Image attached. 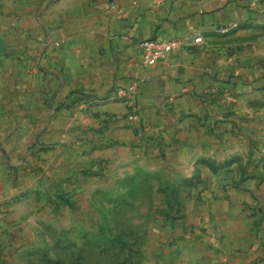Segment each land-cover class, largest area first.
Listing matches in <instances>:
<instances>
[{
	"label": "crops",
	"instance_id": "obj_1",
	"mask_svg": "<svg viewBox=\"0 0 264 264\" xmlns=\"http://www.w3.org/2000/svg\"><path fill=\"white\" fill-rule=\"evenodd\" d=\"M152 36L188 42L145 63ZM130 84L132 105L110 96ZM260 105L264 0H0V238L48 195L77 208L120 169L130 201L149 186L138 264H264L257 177L242 159L209 167L258 146L241 117Z\"/></svg>",
	"mask_w": 264,
	"mask_h": 264
},
{
	"label": "rangeland",
	"instance_id": "obj_2",
	"mask_svg": "<svg viewBox=\"0 0 264 264\" xmlns=\"http://www.w3.org/2000/svg\"><path fill=\"white\" fill-rule=\"evenodd\" d=\"M257 109L256 118L243 116L241 120L251 119L255 122V125L262 128V134H259V138L256 139L258 146L252 145V149L246 150L234 149L230 146L224 154H220V160L212 159L209 167L214 169V167L221 166L222 168L225 167V165H222L224 163L242 159L239 169L243 174L248 173L256 176L259 189L264 190L263 173L257 168L256 163L253 164L254 159L264 155V148H259V143L264 145V105H260ZM230 121L233 129L235 123L232 120ZM154 145L158 155H161L163 151L162 142ZM254 147L256 148L254 149ZM251 157L253 162L250 161ZM146 173L140 171V174ZM103 175V182L99 184L100 190L97 195L92 194L91 198V193H86L85 196L78 195L77 208L59 206L60 201L57 195L60 193L56 192L39 201L37 204L39 210L28 216L30 222L6 230L9 234L5 238H0V264H72L70 258L73 256L72 252L77 251L79 246L91 239V236L87 235V231L98 233L101 237L114 236L120 232L114 223L119 227L133 228L139 236H143L142 226L148 218L147 208L149 206V198L145 189L149 186H140V189L145 192L140 191L141 197L139 196L138 199L130 201L123 192V190L126 191L124 188L126 187L125 183L119 182L120 169L102 172ZM163 175V173H159L158 178L161 179ZM193 176L196 183L198 175L195 173ZM180 184L177 180L170 186L162 180L160 182L163 191L165 189L167 193L172 192V194L177 187L179 188ZM91 187H93V184H91ZM162 196L160 192L154 196L159 204L163 202L164 198ZM170 197V195L167 196V201L170 200ZM126 200H129L128 204L123 203ZM114 206H116V211L123 212L110 213V209ZM174 206L175 202H172L171 207ZM123 236L127 238L126 235L123 234ZM72 240L75 241L76 246L73 244L74 246L68 247V250L64 248L65 243ZM86 248L89 250L84 251L85 260H81L79 264H107L116 254V251L113 250L101 252L98 247L87 246Z\"/></svg>",
	"mask_w": 264,
	"mask_h": 264
},
{
	"label": "trees",
	"instance_id": "obj_3",
	"mask_svg": "<svg viewBox=\"0 0 264 264\" xmlns=\"http://www.w3.org/2000/svg\"><path fill=\"white\" fill-rule=\"evenodd\" d=\"M57 198H59L60 202L70 204V201L61 194L57 195ZM127 202H129V200H126L125 202L123 201V203L128 204ZM116 210V206H114L112 207V209H110V213L112 212V214H114L116 212H123ZM114 225L115 227H117V229H119L118 231H120L114 236L106 235L101 237L98 233L87 231V235L91 236V239H88L84 242V244L79 246L77 248V251H75L74 253L72 252L73 256L70 257L72 259V264H79L81 260H85L84 251L89 250L88 248H86L87 246L98 247L101 252H109L111 250L116 251L115 257L108 261L107 264H138L141 254L142 236H139L137 231H135V229L133 228L122 226L119 227L115 223ZM123 234L126 235L127 238L123 236ZM73 244L75 245L74 240H72L71 242L68 241L65 243L64 248L68 250V247L72 246Z\"/></svg>",
	"mask_w": 264,
	"mask_h": 264
},
{
	"label": "built area",
	"instance_id": "obj_4",
	"mask_svg": "<svg viewBox=\"0 0 264 264\" xmlns=\"http://www.w3.org/2000/svg\"><path fill=\"white\" fill-rule=\"evenodd\" d=\"M198 38L196 37L195 39ZM187 42L181 37L163 38L158 36L148 37L139 41L142 47V58L145 63H150L169 52L176 51L186 45ZM134 91L135 84H130L127 87H115L110 96L114 99L129 102L132 105ZM132 109L134 110L135 107ZM131 117H135L134 111L131 113ZM160 142L161 140L158 136L153 138L154 144H160Z\"/></svg>",
	"mask_w": 264,
	"mask_h": 264
}]
</instances>
